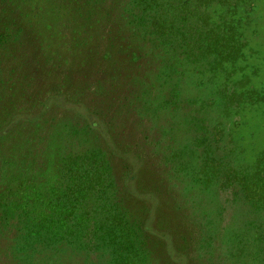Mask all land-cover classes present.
I'll list each match as a JSON object with an SVG mask.
<instances>
[{"label": "rangeland", "instance_id": "rangeland-1", "mask_svg": "<svg viewBox=\"0 0 264 264\" xmlns=\"http://www.w3.org/2000/svg\"><path fill=\"white\" fill-rule=\"evenodd\" d=\"M0 264H264V0H0Z\"/></svg>", "mask_w": 264, "mask_h": 264}, {"label": "trees", "instance_id": "trees-1", "mask_svg": "<svg viewBox=\"0 0 264 264\" xmlns=\"http://www.w3.org/2000/svg\"><path fill=\"white\" fill-rule=\"evenodd\" d=\"M195 3L199 4V5H204V6H211L214 5L215 3H227V4H233L235 5L236 3H240L243 0H192ZM96 175V174H95ZM3 201V200H2ZM60 207L63 206L59 205ZM8 208H11L12 206H7ZM9 213H6V217H8ZM5 220V219H4ZM61 219L57 218L54 219V221H45L44 223H42L40 225V227L38 228V232L41 234L39 237L42 239H47L48 240V233L50 230L53 229L54 224H61L60 223ZM125 223L123 220H121L118 217L114 218V221L111 224V227H113L112 229V237L108 234H104L101 237H98L97 240H102L103 238L106 239H112L114 240V242H118L117 243V248L120 249V251H124L126 249L127 245H131L130 243V238L128 236V234H126V230L124 229ZM96 240V235L94 234L91 238H90V242L95 241ZM120 243H122L124 246V248L120 245Z\"/></svg>", "mask_w": 264, "mask_h": 264}]
</instances>
